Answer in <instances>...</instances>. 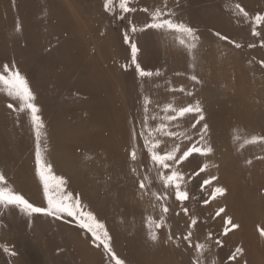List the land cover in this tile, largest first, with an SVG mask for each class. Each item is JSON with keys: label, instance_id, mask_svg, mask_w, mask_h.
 Listing matches in <instances>:
<instances>
[{"label": "rangeland", "instance_id": "obj_1", "mask_svg": "<svg viewBox=\"0 0 264 264\" xmlns=\"http://www.w3.org/2000/svg\"><path fill=\"white\" fill-rule=\"evenodd\" d=\"M140 1L129 0L136 11L121 13L118 0L114 11L105 10V0H0V70L15 65L30 90L37 91L32 103L41 108L42 162L63 178L65 192L105 225L125 264H192L196 243L205 245L202 264H264L259 231L264 229V141L246 143L264 137V25L254 36L250 19L264 15V0ZM164 3L171 18L192 28L197 39L181 37L186 40L181 45L174 32L130 31L131 24L139 29L149 23L150 12ZM145 8L149 11L141 10ZM125 33L137 44L141 68L160 75L142 78L136 73ZM189 44L195 47L189 49ZM181 87L185 92L178 91ZM197 101L204 119L196 130L191 129L194 114L179 122L163 120L165 105ZM9 103L19 108V101L0 90V174L14 192L46 207L30 114L10 109ZM145 116L148 129L142 127ZM161 122L189 134L208 126L200 146L212 151L193 153L176 166L189 196L183 202L176 200L174 188H164L140 135L147 136ZM153 135L161 140V154L181 143V138ZM187 146L183 141L182 150ZM204 165L205 171L196 175ZM145 176L147 187L141 190ZM211 176L216 179L201 188ZM216 187L224 192L211 199ZM152 193L167 199L157 200ZM162 204L169 209L166 214ZM220 208L224 212L217 216ZM162 215V228L149 224V217L159 221ZM193 218L196 224L190 228ZM226 218L238 227L225 235ZM189 231L193 247L183 240ZM237 247L243 251L230 260ZM0 264L109 260L103 246L97 247L71 217L29 215L14 205H0Z\"/></svg>", "mask_w": 264, "mask_h": 264}, {"label": "snow or ice", "instance_id": "obj_2", "mask_svg": "<svg viewBox=\"0 0 264 264\" xmlns=\"http://www.w3.org/2000/svg\"><path fill=\"white\" fill-rule=\"evenodd\" d=\"M116 5L114 4V0H105L104 8L106 11H114ZM118 8L121 13H129L135 12L136 9L129 6V0H118ZM235 8L238 13L241 14L245 19H249V14L239 5L236 4ZM142 11L148 12L147 8L141 9ZM174 14L167 8L166 3L162 6L156 7L154 10L150 12V22L146 23L142 28H137L136 25L131 24L130 31L135 33L137 31H143L145 28L147 29H155V30H164L167 32H174L179 34L178 42L181 45L186 44V40L181 37H190L192 40L197 39L194 35L193 29L187 27L184 23L175 22L171 17ZM123 18V17H121ZM253 23L252 27V35L258 36L260 32L257 31V27L264 25V15L256 14L254 17L250 18ZM221 39H227L226 37L221 36ZM124 42L130 46L131 49V63L135 65V71L140 77H152L155 75H160L157 71L153 73L151 71H145L141 68L140 64L137 63V53L138 47L137 44L131 40L128 33L124 35ZM262 46H264V41H262ZM189 49L195 47L194 44L188 45ZM236 47H240L239 44H236ZM252 47V45H249ZM192 80H196L195 76L191 77ZM0 90H6L7 95L11 97L13 100L19 101V108H14L12 103H9L7 106L14 111L23 112L27 109L30 114L32 128L36 134L37 139V147L35 153V163H36V175L39 177L41 184L43 185V196L46 201V207H38L34 206L27 199L23 197V195L18 194L13 191L11 187L8 186L6 181V177L3 174H0V205L9 206L14 205L19 207L22 211L28 213L29 215L36 214H45L49 216H55L57 218H61L62 215H66L67 217H71L79 228L85 230L87 233L91 234L93 242L97 247L103 246V250L108 256L109 264H125V262L120 259L117 254L114 252L111 246V237L109 236L108 231L105 229V225L97 220V218L90 211H85L78 197H73L70 193H66L63 185L65 181L62 177H58L52 173L51 165L42 162V154L39 145V140L41 136L40 129L43 128V123L40 120V117L37 115L39 109L36 107L32 101L34 100V96L28 87L27 81L25 78L19 73V71L15 70V65L9 66L7 64L3 65L2 70H0ZM180 92H185V89L181 87L178 89ZM187 95L191 96L192 93L188 92ZM149 101L145 99V112L147 113V105ZM163 111L166 115L163 117L164 121L168 122H179L184 118L193 115L194 121L191 124V129L196 130L197 125L204 119L202 110L199 106V102L197 101L195 104H188L186 106L175 107L172 104H167L164 106ZM148 117L145 116L144 121L142 122V127L144 129H148ZM154 119V117H153ZM177 126L178 123H177ZM207 124H204L202 128H199L197 132L189 134L187 130L183 132H175L169 130V125L161 122L155 128L150 129L148 131V135L145 136L144 132H141V137L144 138V146L150 154L151 161L154 166H158L157 174L159 180L162 182L165 189L174 188L175 189V198L177 201L183 202L189 198L186 190H182V184L184 182L183 174L176 167L180 165L181 162L187 160L193 153H198L202 156L207 155L212 151L210 147H202L201 141H203L204 134L207 132ZM154 133H158L163 137H171V138H181V143H176L172 146L171 150H166L161 154L157 151L161 144V140L158 139ZM198 135L199 139L194 140L193 136ZM183 141L188 142V146L186 150H182L181 144ZM258 141H264V137H252L251 140L246 141V143H256ZM179 154L178 153H181ZM131 158L133 160L136 159V153L133 151L131 153ZM250 163V161H249ZM207 168V165H204L199 169V173H202ZM161 170H169L168 173H165ZM135 171V169H133ZM148 177L145 176L143 180L140 182V189L145 190L146 184L144 180H147ZM216 177L211 176L208 179L203 181L201 188L205 185L211 184ZM224 189L221 187H216L213 189L211 193V199H214L217 195H222ZM152 195L157 200L167 199V196H160L157 193H152ZM208 201H205L207 203ZM161 210L163 213H167L169 211L167 206L161 205ZM185 214H187V209H183ZM224 212L223 208H220L216 215L219 216ZM148 222L150 225H154L155 228H162L165 224L164 216L162 215L159 221H153L151 217L148 218ZM196 224V219L193 218L191 220V224L189 227L191 228ZM224 233L227 234L231 229H235L238 225L232 223L230 218H226L224 220ZM260 235L264 236V229H259ZM192 233L189 231L187 235L183 236V240L188 242L189 247H193L191 241ZM150 238L152 240H156V235L150 231ZM209 238H211V234H209ZM169 239H172L169 236ZM217 244H220L221 241L217 240ZM195 250L197 256L193 259L192 264H202L201 255L204 252L205 245L201 243L195 244ZM5 252H10L11 250L7 247H4ZM243 250L239 247L235 249V252L229 257L230 260H235L237 254L241 253ZM11 254H15L12 252Z\"/></svg>", "mask_w": 264, "mask_h": 264}, {"label": "bare ground", "instance_id": "obj_3", "mask_svg": "<svg viewBox=\"0 0 264 264\" xmlns=\"http://www.w3.org/2000/svg\"><path fill=\"white\" fill-rule=\"evenodd\" d=\"M140 2H141L143 5L145 4L143 0H141ZM150 8H151V7H150ZM58 15H59V14H58ZM61 17H62V16H61ZM63 19H64V18H63ZM65 22H66V21H65ZM69 26H70V25H69ZM150 42H151V41H150ZM26 65H27V64H26ZM28 66H29V65H28ZM40 75H42V74H40ZM38 77H39V76H38ZM30 83H31V82H30ZM31 92H32L33 96L37 93V91H36V92L34 91V88H33V91H31ZM40 109H41V108H40ZM40 109H39V110H40ZM49 120H50V123H51V122H52V119H51L50 117H49ZM50 123H49V124H50ZM2 150H3V149H2Z\"/></svg>", "mask_w": 264, "mask_h": 264}]
</instances>
